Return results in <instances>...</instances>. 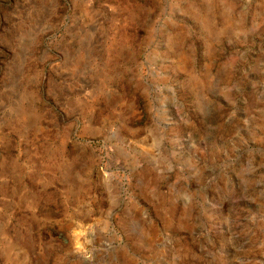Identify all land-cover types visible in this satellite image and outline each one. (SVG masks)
Returning <instances> with one entry per match:
<instances>
[{
	"label": "rangeland",
	"instance_id": "374dc122",
	"mask_svg": "<svg viewBox=\"0 0 264 264\" xmlns=\"http://www.w3.org/2000/svg\"><path fill=\"white\" fill-rule=\"evenodd\" d=\"M0 264H264V0H0Z\"/></svg>",
	"mask_w": 264,
	"mask_h": 264
}]
</instances>
